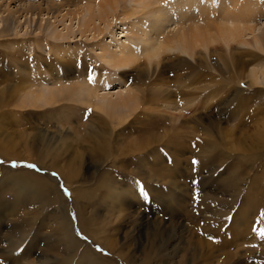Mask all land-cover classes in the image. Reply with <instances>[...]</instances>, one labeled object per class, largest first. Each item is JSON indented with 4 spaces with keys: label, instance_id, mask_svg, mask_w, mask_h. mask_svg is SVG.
<instances>
[{
    "label": "rangeland",
    "instance_id": "rangeland-1",
    "mask_svg": "<svg viewBox=\"0 0 264 264\" xmlns=\"http://www.w3.org/2000/svg\"><path fill=\"white\" fill-rule=\"evenodd\" d=\"M103 1L0 0V264H264V80L254 84L251 75L264 70V0L246 20L262 47L248 33L249 45L220 44L226 53L210 56L198 48L191 57L174 50L149 65L147 77L141 74L148 62L116 73L98 58L103 44L114 43L112 35L124 32L107 45L113 51L136 41L139 19L148 18L136 3L121 0L114 7L110 22L116 24L108 33L95 38L81 29L86 9ZM214 1L210 35L236 6ZM173 17L163 36L185 25L180 14ZM73 26L89 39L75 33V42L66 43L64 33ZM74 48L80 51L71 54ZM92 74L112 82L100 93L129 86L183 94L157 104L150 93L121 127L111 123L128 110L111 117L97 110L99 97L85 104L67 88L58 98L71 101L32 104L31 91L52 86L56 75L69 78V88L71 79L92 81ZM205 86L215 92L207 105ZM187 99L203 104L173 119L185 114ZM239 186L241 195L233 198ZM33 190L47 196L34 198ZM65 212L76 235L63 239L58 223ZM81 216L87 233L78 228Z\"/></svg>",
    "mask_w": 264,
    "mask_h": 264
},
{
    "label": "bare ground",
    "instance_id": "bare-ground-1",
    "mask_svg": "<svg viewBox=\"0 0 264 264\" xmlns=\"http://www.w3.org/2000/svg\"><path fill=\"white\" fill-rule=\"evenodd\" d=\"M131 1L134 4L136 3L138 5L139 9L144 12V15H146V13L148 14L147 16L148 18L143 19L144 18L143 17V18H140L138 21L139 31L136 33V36H137L136 41H133V43H125V44L121 43V45H118L119 50L118 48H116V50L113 51L112 49H110L111 47H108L107 45L110 46L114 44L117 41L116 38L117 39H120V37L124 38V32L123 34L121 33V34H115L114 36L112 35L114 43L113 42L108 43L106 46L105 44H103L104 42L103 39L105 35H103V37L102 38L100 37L101 39H99L100 41H102V44H103V47H102L103 52L102 51L100 52V56L98 55V58L100 59V61H102L103 65L108 67L113 72L114 71L116 73L124 72L128 70H132L133 68L139 69L140 68L139 63L143 61L144 64L145 62H148V66L146 65L147 64L146 63L145 64V66H147L146 73H142L141 75H146L147 77L150 75L149 73L150 71H148L149 65L156 64L157 66L161 64L160 63L161 58L164 55L169 54V52L171 51L180 50V53L187 54L191 57H194V54L199 53L197 51L198 48H203V49H206L207 51L209 50L210 56L212 53L215 54V52H218L220 50L226 53V50L224 49L225 47L224 48L219 47L220 44L224 43L227 47H229L233 43L238 44V45L239 44L249 45V42L245 39L248 33L253 36L256 47H259V46L262 47L263 40H260L258 37H256L255 27L249 24L248 21H246V20L253 19L252 15H254L257 12V10L261 8V0H248V1L246 0V2L244 0H232L233 4L236 2L235 8H233L229 12H224L226 13V15L223 18H221L222 21L218 23V25H215L216 23H214L213 25L217 32L216 35L214 33L215 37H213L214 35H212L213 31L211 32V35L208 33V31L212 27V24L209 23V21L214 19V16L217 13L216 4H214L215 2L214 0H199V1H196V0H131ZM232 1H231V4H232ZM119 2L121 5V0H104L102 3H100V5L97 6V8L94 6L92 7L90 6L89 8H87L86 14L83 15V26L81 25V29L83 28L84 33H86L85 35L87 36V33L90 35L94 34L93 37L97 38L99 37L100 34H104L106 32L108 33V31L112 29V25L116 24L114 23L116 20L114 21V18H113V22H110V18H111V15L115 13L116 10L114 7L117 6ZM222 4L221 6L223 7L224 5ZM166 5H169V7L175 8L174 9L175 12L171 13L168 10L167 12L166 9L164 8ZM155 6L157 7V10L153 8ZM183 7H185L186 9H184ZM183 10H186V11H183ZM195 12L197 14H195ZM69 14H72V13H69ZM174 14H180L179 22H181V26L182 24H185V25H183L179 29L177 27L178 25L176 24L177 26H175L174 31H172V34L170 33L171 35L167 34L166 36H163L166 30L165 24L168 23L169 21H173ZM102 22L103 24H105L103 29L100 26ZM80 31H81L80 26H77V27L73 26V27L68 28L67 32L64 33L63 40H66V43L75 42L74 40H71L74 37L75 33H77L82 39L86 38L88 40L89 38L84 36L83 32L81 33ZM96 33H98V36H95L97 35ZM117 35H119V37ZM155 35H156V38H155ZM61 36L62 34L56 33V38L57 37L59 38ZM161 36H163L162 41L160 40ZM95 38H92V39L95 40ZM68 39L70 41H67ZM99 40L97 41V43L100 42ZM214 42H217L216 43L217 45H215ZM212 47L214 48L213 52L211 49ZM73 50H70V51H73V52H70L71 54H74V52L80 51L78 48L76 49L74 48ZM68 52H69V49L67 50V53ZM201 54L204 55L203 52H201ZM229 57H232V56H229ZM180 59L183 60L185 63H188L189 65H191V67L192 65L194 66V64L188 61L187 59L182 58V57H180ZM238 63H241V62L239 61ZM204 68L207 70L210 68V66L208 67L204 65ZM204 68L201 70L202 72L203 70H205ZM193 69H196V67H193ZM260 69L262 68L257 67V68L252 69L251 71V75L254 78V84H259L261 80H264V70H260ZM103 70H106V69L103 68ZM203 74L204 72L201 75ZM63 76L56 75V78L54 77L52 79V83H53L52 86L45 85L42 83L44 90L41 91L40 89L41 91L40 93H38V90L37 91L32 90L31 95H30L32 104L34 103L38 105V103L40 104L45 103L46 106L49 107V105L51 104L55 105L57 102H62L66 100L68 101L69 98L73 96L76 92H78L81 97H84L85 104H89L90 99H92L93 97H99L101 100V103L98 104V106L96 107L97 110L107 113L111 117H113L114 115V114L112 115V113L117 112V110L118 111L128 110L129 115H125L126 113L124 114L118 113L119 117L117 118V121H116L117 123H111L112 126L115 125L114 127L125 126L127 124L125 122L128 121V118L131 117L132 114L135 113L137 110H139L140 108L139 105L140 103H142L141 100L147 99L150 96V93L152 95L149 98V100L151 101V103H157V104L160 103L161 101H164V102L170 101L172 97H175L174 95L178 97L183 94V92H180V91L171 92V91L164 90V89L162 90V88L159 89L157 93H154L153 88L145 91L143 89H134L129 86H128L129 88L126 87V89L122 90L120 93H116V92L113 94L100 93V91L102 90L100 89V87L106 88L108 84L110 85L112 83V82L107 83L108 81L107 77L101 78V77H98L92 74L90 76L92 81H89V78H87V76H85V78L81 80L71 79L70 81L72 82V84L69 83L70 87L68 88V86L66 85L69 81V78H66ZM101 81H104V83ZM44 82H47V81H44ZM180 86L181 85H179L178 87ZM61 87L69 89L68 93L71 94V96H66L67 99H59L58 95L62 92V96H63V93H64V90ZM209 88L210 87L208 86L202 87L201 89L199 88L200 90L206 91L207 92L206 94L209 95L206 98V101H204L205 105H207V102H212L214 99L211 94L215 92ZM139 92L141 94V97L139 96ZM161 94H165L164 99L158 96ZM69 101H71V99ZM82 102L83 101H80L79 103H82ZM184 102H185L184 107L181 109H183L185 114H180V115L174 114L176 116V117L174 116L175 118L171 115L173 119L178 120L179 118L180 120L182 118H187L186 116L189 113H191L192 110L193 111L198 110L199 107L203 104V102L201 101H198L197 103L193 104L194 101L191 99L184 100ZM172 103H175L178 106V103H176V100H172ZM178 108L180 107L178 106ZM178 108H175V109L178 110ZM168 109H169L168 107L164 108L165 114L169 112ZM175 109L172 108V110H175ZM112 120L114 121V118H112ZM208 134H211V133L208 132ZM148 147H149L148 145H144L142 147H139L137 151H140L143 153V151L147 149ZM259 159L260 158L256 157L257 161ZM263 171H264V168H263ZM39 180L42 181V183L44 182L40 178ZM235 182L236 180L233 179V181H231L228 186L232 189L233 183ZM240 187L241 186L233 189V193H234V195H232L233 198L241 195L240 190L242 189H240ZM33 192H35L33 196L35 195L36 197H39V198L47 196L46 192H43V194H41L39 191H36V190H33ZM47 198L51 201V198H49V196ZM220 213L226 214L223 211H220ZM67 220H68V217L65 212L62 217V223L60 224V221L58 223V227L62 231L57 229L59 233L62 234L63 239L65 236H68V235L70 236L72 235V237L76 235L71 222L69 221L65 223ZM86 220L87 218L85 216H81L80 219H78V228L83 227L87 233V229L85 227ZM107 246L108 248H111L113 246V243L108 242Z\"/></svg>",
    "mask_w": 264,
    "mask_h": 264
},
{
    "label": "snow or ice",
    "instance_id": "snow-or-ice-1",
    "mask_svg": "<svg viewBox=\"0 0 264 264\" xmlns=\"http://www.w3.org/2000/svg\"><path fill=\"white\" fill-rule=\"evenodd\" d=\"M193 163L196 164V163H198V162L194 160ZM14 166H15V165H14ZM29 167H34V166L29 165ZM54 175H55V174H54Z\"/></svg>",
    "mask_w": 264,
    "mask_h": 264
}]
</instances>
